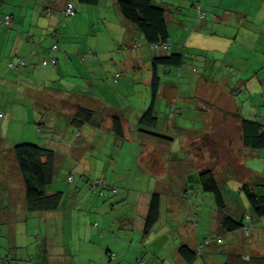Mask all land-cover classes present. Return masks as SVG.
Instances as JSON below:
<instances>
[{"label": "crops", "instance_id": "obj_1", "mask_svg": "<svg viewBox=\"0 0 264 264\" xmlns=\"http://www.w3.org/2000/svg\"><path fill=\"white\" fill-rule=\"evenodd\" d=\"M74 1L77 0H0V10L4 11V14L0 13V20L6 15L12 16L13 19L10 28L0 24V84L2 83L0 99L2 104L7 102L6 111H0L2 114L0 117V149L4 152L11 150V159L16 162L13 147L17 142L24 141L28 137L24 134L23 128L36 126V133L40 134L42 131L40 126H43L45 122L49 125V134L42 137L44 140H41L40 135L36 138L40 141L39 144L55 151L54 174L61 163L67 161L65 158H74L75 170H83L85 174H88L94 167H97V164H91L90 161L82 158L86 157L85 153L78 154L80 142L81 147L95 150L105 143L106 137H109L116 147H123L122 145L126 142L132 146L139 144L142 147L141 151L136 152L133 159V163L138 166L135 170L142 174L144 180L150 179V182L146 187L147 191H142L145 189L141 188L136 190L142 192H138L139 196L132 203L134 215L133 218H128L127 226L139 229L141 235L139 239H131V247L134 251H138L137 248L143 246L142 232L148 211V201L151 195L159 194L160 215L148 238L150 246L153 247L151 253L153 258H148L149 261L146 260V263L189 264L179 254L178 248L181 245H186L192 250L197 248L205 237H210L215 232L217 226L215 213L204 222L199 220L196 226L188 221L190 214L200 212V202L205 197L199 193L202 191L198 177L200 171L210 169L225 188L232 191L240 190L243 183L264 178V164L261 161L264 160V154L249 151L241 141L238 142V139L233 138L232 126L234 122L235 126L239 123L235 114L242 116L243 108L236 101V95L229 93L230 88L226 85V92L221 94L217 93L216 87L203 77L198 80L190 77L189 80H185L191 81V88L184 86L182 90L180 86L182 84L175 83L172 75L175 73L174 69L159 67L161 82L155 103V113L158 117L159 114H163L168 118L160 119L159 117L156 131L171 137L169 140H158L139 134L137 121L145 108L138 109L132 117L128 112L133 109L130 105L118 108L117 103H112L101 96H88V91L93 92L96 87L93 84L87 86L85 82H82L80 85L71 86L70 81L65 80L69 71V63L66 54L67 44L63 43L68 41L70 34L68 27L65 26L68 23L65 19L70 16L65 15L64 10L68 3H72L74 7ZM112 1L116 5V0ZM155 1L170 12L167 8L168 0ZM120 24L131 31L130 35L126 34L124 42L137 35L138 31L130 23L121 21ZM55 43L58 46L56 51L51 48L56 45ZM135 45L136 43H133L132 48H135ZM149 47L148 52L152 54L151 60L157 55L154 52L159 50L153 51L151 46ZM89 50H84V57L81 58L85 59L79 63L81 73L86 75L96 74L95 70L100 71L99 68L93 69V65L98 60H94L95 56ZM41 51L45 57L39 54V57L33 59V53ZM160 54L163 52L160 51ZM48 57L55 58L57 62L55 66H47L45 70L41 62L43 58ZM19 58L26 62L24 67L18 66ZM10 62L15 64L14 70L8 69ZM189 69L190 67H184L185 78L191 75ZM150 72L151 70L147 75L150 76ZM112 82L118 84L114 78ZM227 92L229 94H226ZM177 98H180L183 106L187 103L189 108L185 106V109L180 112L175 108L171 112V103ZM217 103L220 105L217 106ZM79 106L93 110L94 115L89 123L76 126L75 122L73 123V116ZM216 109L220 111V114H217ZM43 110L49 112L48 120L43 119ZM185 110L190 114L193 112L195 118L192 124L181 123L175 119ZM170 112L174 117L173 120L169 117ZM114 118L120 120L121 136L115 134ZM10 130L11 133H9ZM4 137H8L6 142ZM1 159L0 174L3 173L5 178H0L3 194L7 196L9 205L18 204L20 201L21 204L18 205L23 214L26 210L24 186L18 189L12 188L9 172L6 171L9 167L3 163L7 157ZM18 172L20 174L19 169ZM76 174H79L81 178L85 177L83 173L76 171ZM69 176L73 177L72 174ZM16 180L18 184V179ZM19 184L23 185L22 178ZM129 185H132L131 181ZM56 188L58 187H54L52 183L50 192L60 191ZM244 201L247 203L246 200ZM181 210L184 222L178 220L180 217L177 212ZM58 212L59 210L39 215H47L49 219ZM202 225L205 228L202 229ZM262 225L263 229L259 231L261 234L257 231L255 233L254 230ZM252 232H254V237H249ZM263 234L264 219L255 220L248 225L247 229L226 234L230 238L228 241L224 234L221 246L212 243L204 248L202 255L196 256L190 264H223L234 255H241L243 260H248L247 258L250 257L262 258L264 257ZM106 255L111 261L109 254ZM141 262L136 263L141 264ZM114 264L123 263L120 261Z\"/></svg>", "mask_w": 264, "mask_h": 264}, {"label": "rangeland", "instance_id": "obj_2", "mask_svg": "<svg viewBox=\"0 0 264 264\" xmlns=\"http://www.w3.org/2000/svg\"><path fill=\"white\" fill-rule=\"evenodd\" d=\"M167 8L171 12L169 32L172 45L174 48L184 49L186 66L196 69L195 79L198 80L205 71V80L216 87L217 93H225L226 86L231 87L237 93L235 99L242 105L243 114H251L264 123V0H168ZM74 10L76 14L65 19L68 21L65 26L70 33L68 41L63 43L67 44L69 63L65 80H69L71 86L82 82L87 86L93 84L96 87L93 92L87 89L88 96H101L117 103L118 108L130 105L133 109L128 112L132 117L138 109H146L150 102V76L147 74L152 54L148 52L149 45L138 32L124 42L126 34L130 35L131 31L120 22L129 23L123 19L112 0H103L98 6H86L74 1ZM3 12L0 10L1 14ZM133 43H139L140 46L132 48ZM88 49L95 58L88 56L98 60L93 65V69H100L95 70L96 74L81 73L79 63L85 59L81 57H84V50ZM160 51L163 52L159 50L154 53L158 55ZM39 54L45 57L41 51L33 53V59L39 57ZM47 68L46 66L45 70ZM114 73L118 74V84L112 82ZM180 83L182 90L184 86L191 88V81L183 84L182 80ZM229 93L233 91L230 90ZM77 95L79 96V92ZM171 104L178 112L188 106L187 103L183 106L180 98ZM6 105L7 102L2 104L0 99V111H6ZM171 112L169 117L173 120ZM216 112L220 114L218 109ZM42 113L43 119L48 120L49 112L43 110ZM181 113L183 114L175 117L178 122H194L193 112L190 114L185 110ZM159 117L168 118L163 114H159ZM48 126L43 122L40 134L36 133V126L24 127L23 132L28 137L16 144H36L40 142L37 135L44 140L42 137L50 132ZM238 126L234 122L231 134L239 142ZM6 134L5 131L4 135ZM7 138L4 137L5 142ZM122 146L116 147L109 137L96 150L81 147L80 142L78 154L85 153L86 157L82 158L91 164H97V167L85 174L83 170H75L74 158H65L67 161L61 163L53 179V186L64 192V199L59 212L49 219L47 215H30L26 210L22 214L18 205L21 204L20 201L9 205L0 185V264H114L120 261L123 264H138L141 261V264H147L146 260L153 258V247L143 244L141 250L137 248L139 252L134 251L131 239H139L141 233L133 226L129 228L127 221L128 218H133L132 203L139 196L138 192L147 191L150 179L144 180L142 174L135 170L138 166L133 163V159L136 152L140 153V145L132 146L126 142ZM10 151L0 149V160L7 157L3 163L9 169H5L9 172L12 188L18 189L23 186L19 184L22 177L16 162L11 159ZM261 153L264 154V151ZM261 161L264 164V160ZM76 171L83 173L85 177L81 178ZM71 174L73 181L68 180ZM3 175L0 174L1 179H5ZM103 180L106 182L104 186L97 183ZM112 188H116L117 192L112 193ZM139 188L145 190L137 192ZM226 191L228 193L224 195L231 200L230 207L242 203L243 214L252 216L244 195H239L238 190H234L235 194H230L229 189ZM199 193L205 195L198 212V220L204 222L214 213L217 214V208L211 194L202 191ZM177 215L180 217L178 220L184 222L182 210ZM255 220L253 217L246 222L249 224ZM262 227L263 225L254 232L262 231ZM201 228H205L204 225ZM254 232L249 237H254ZM225 239L228 241L230 238L225 235ZM107 251L116 257L109 261Z\"/></svg>", "mask_w": 264, "mask_h": 264}, {"label": "trees", "instance_id": "obj_3", "mask_svg": "<svg viewBox=\"0 0 264 264\" xmlns=\"http://www.w3.org/2000/svg\"><path fill=\"white\" fill-rule=\"evenodd\" d=\"M77 1L80 4L86 6H98L101 3V0ZM116 6L119 9L122 17L136 28L147 45L151 46L154 51L157 49L163 50V54H158L151 58V72L149 81L150 103L139 116L137 124L139 129L138 131L141 136L155 139L157 138L158 140H169L171 137L156 131V125L158 123L159 117L155 113V103L161 82L159 67L165 69L168 68L170 70L174 69L175 73L172 75L177 85L181 84L180 82L182 80L184 83L189 80L190 77L196 76L194 75L196 69L190 67L189 72L191 75L188 78H185L184 67L187 64L185 51H183L184 49L182 50L181 48H178L179 50L174 48L170 38L169 16H171V12L166 11V9H164L155 0H116ZM66 8L67 7H65L64 10L65 15L72 17L76 14L74 7L73 15H69L66 12ZM6 16L0 20V24L10 28L13 24V19L12 16L9 15L11 24L6 25L4 24V18ZM139 45V43H136L135 46L138 47ZM51 48L52 50L56 51L58 46L56 44ZM17 61L19 63L21 59L19 58ZM56 62L57 60L55 58L48 57L46 59L43 58L41 64L45 67L55 66ZM204 63L206 62L204 61ZM10 64H12L14 67H11ZM18 66L22 65L19 64ZM15 67V64L12 62H10L8 65L9 70H14ZM201 77L205 79V71L200 75L199 78ZM227 88H230V90L233 91L232 95L237 94L233 89H231V87L227 86ZM174 110L175 106L171 105L170 111ZM93 115V110L79 106L73 116V123L75 122L74 124L76 126L89 123L92 120ZM235 116L239 120L242 145L250 151H264V123L258 121L256 118L251 116V114L249 116H245L242 113V116L238 114H235ZM0 117H2V114H0ZM114 119L115 134H117V136H121L122 128L120 125V120L119 118ZM13 153L18 169L22 176L24 186V203L27 213L34 216L33 213L44 214L59 210L63 201L64 192H50V188L54 179L55 151L50 147L39 144V142L36 144L24 142L14 145ZM198 177L202 192L211 194L213 197V204L217 208V226L215 227V232L212 234L214 236L211 237V235L210 237H205L197 246V248L192 250L186 245H181L178 248L179 254L189 264L195 259L196 256L202 255L203 249L212 243L221 246L223 243L222 237L224 234L226 235L230 232L247 229L250 223L247 224L246 221L251 220L253 217L256 218V220L264 219V178H259L253 182L243 183L240 187V190H238V194L242 193V195L245 196L249 211L252 213L251 216L248 214H243L244 212L241 211L243 204L233 205L230 207L229 203L231 200L226 199L224 195L227 192V188L221 184L220 180L214 176L210 169L201 170ZM97 183H101L103 186L106 184L105 180L97 181ZM101 192L102 195H104L103 190ZM111 192H117L116 188H112ZM230 194H235V192L230 190ZM236 202L239 201L237 200ZM160 203L159 194H153L150 196L148 201V211L145 216V225L142 232L144 245H150L148 238L154 224L159 218ZM239 211L240 213L238 214ZM198 218V213H193L189 215L188 221L193 226H196L199 221ZM107 254H109L111 258L115 257V254L109 251H107ZM247 259L248 260H243L241 255H234L223 264H264V257H250Z\"/></svg>", "mask_w": 264, "mask_h": 264}, {"label": "built area", "instance_id": "obj_4", "mask_svg": "<svg viewBox=\"0 0 264 264\" xmlns=\"http://www.w3.org/2000/svg\"><path fill=\"white\" fill-rule=\"evenodd\" d=\"M66 7H67V8H66V12H67L69 15H73V7H72V3H68ZM4 24H6V25L11 24V19H10L9 16H6V17L4 18ZM19 64H20V65H24V62L21 60V61H19L18 65H19ZM44 64H45V62H44ZM10 66H11V67H14L12 64H10ZM116 78H118V74L115 75V79H114L115 82H116ZM69 180H72V177H69Z\"/></svg>", "mask_w": 264, "mask_h": 264}]
</instances>
